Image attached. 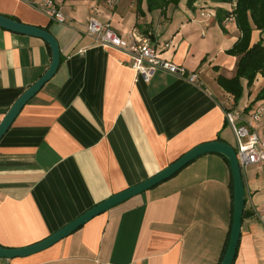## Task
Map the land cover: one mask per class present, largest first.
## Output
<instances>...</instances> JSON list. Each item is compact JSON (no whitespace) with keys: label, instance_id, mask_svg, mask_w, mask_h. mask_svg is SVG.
<instances>
[{"label":"crops","instance_id":"1","mask_svg":"<svg viewBox=\"0 0 264 264\" xmlns=\"http://www.w3.org/2000/svg\"><path fill=\"white\" fill-rule=\"evenodd\" d=\"M37 1L0 0L1 15L49 30L61 48L57 72L0 140V245L6 248L46 239L201 144L231 145L225 107L234 97L218 79L236 74L232 51L241 32L232 15L221 24L217 10L231 13L236 0H226V8L222 0H198L192 7L172 0L152 10L147 0L114 6L107 0H54L64 23L36 8ZM92 20L110 23L122 38L134 31L149 37L164 60L186 75L197 74L198 81L164 70L149 83L136 80L128 55L96 44L88 32ZM263 35L253 30L251 46ZM51 63L46 41L0 27V124ZM242 84L235 107L248 113L264 101H256L264 77L258 75L251 87L245 79ZM261 123L255 126L260 135ZM245 172L246 204L233 264H264V224L255 217L263 209L264 174L258 165ZM233 214L230 164L208 153L52 247L0 263L221 264Z\"/></svg>","mask_w":264,"mask_h":264},{"label":"water","instance_id":"2","mask_svg":"<svg viewBox=\"0 0 264 264\" xmlns=\"http://www.w3.org/2000/svg\"><path fill=\"white\" fill-rule=\"evenodd\" d=\"M0 27L19 34L41 38L49 44L52 51V63L48 71L36 83L30 86L23 93V95L15 102V104L11 107V109L5 116L4 120L1 122V140L15 121L22 108L43 88L45 83H47L57 72L61 63V48L57 38L49 30L24 24L1 14ZM208 153H218L223 155L230 164L233 176V224L229 243L223 260L221 262V264H233L237 255L238 246L241 238L242 222L246 204V188L243 171L240 167V162L236 149L232 145L223 141L207 142L193 148L161 172L157 173L146 181L132 186L122 192H119L111 196L104 202L97 204L96 206L92 207L87 212H85L84 214H82L60 230L56 231L46 239L36 244L20 248H6L0 245V259L12 260L16 258H25L52 247L56 243L60 242L64 238L77 231L79 228H81L87 222L92 220L94 217L107 212L111 208L119 205L120 203L132 197L140 195L154 188L160 183L176 175L184 167H186L189 163H191L198 157Z\"/></svg>","mask_w":264,"mask_h":264},{"label":"built area","instance_id":"3","mask_svg":"<svg viewBox=\"0 0 264 264\" xmlns=\"http://www.w3.org/2000/svg\"><path fill=\"white\" fill-rule=\"evenodd\" d=\"M118 1L107 0V3L114 6ZM33 5L59 23L66 21L65 15L54 0H39ZM234 6L236 5L234 4ZM88 32L93 36L96 44L128 55L131 59V67L136 72V80L149 83L156 71L164 70L186 78L192 83L198 81L197 74L186 75L184 69L164 60L150 38L138 31L130 33L128 38H122L113 30L110 23L101 24L92 20L88 26ZM246 109L235 107V101H232L229 107H225L226 121L233 130L237 141L236 152L242 171L248 166L258 165L264 174V133L260 135L255 128L262 121L264 101L248 113ZM255 217L264 224V201L262 211L257 212Z\"/></svg>","mask_w":264,"mask_h":264},{"label":"trees","instance_id":"4","mask_svg":"<svg viewBox=\"0 0 264 264\" xmlns=\"http://www.w3.org/2000/svg\"><path fill=\"white\" fill-rule=\"evenodd\" d=\"M172 0H147L149 9H159L167 6ZM198 0H188L187 4L192 7ZM224 1V0H222ZM222 24L226 17L233 16L236 25L241 32L232 53L238 58L236 74L233 78L220 76V85L234 97L235 105L239 103L244 94L242 79L248 81L251 87L258 75L264 77V45L262 41L251 46L253 30L264 32V0H236V6L232 12L217 10ZM13 20H19L9 17ZM48 44V43H47ZM49 45V44H48ZM264 100V87L258 93L256 101Z\"/></svg>","mask_w":264,"mask_h":264},{"label":"rangeland","instance_id":"5","mask_svg":"<svg viewBox=\"0 0 264 264\" xmlns=\"http://www.w3.org/2000/svg\"><path fill=\"white\" fill-rule=\"evenodd\" d=\"M179 1H182V3H183V2H186V1H188V0H179ZM200 1H205V0H200ZM207 1H208V0H207ZM209 1H211V0H209ZM212 1H214V2H218L217 0H212ZM218 3H219V2H218ZM220 4H221L224 8H226V6H228L226 0H224V1H220ZM227 9H228V8H227ZM262 44L264 45V35H263V41H262ZM261 126L264 127V113H263V116H262V123H261ZM225 134H226V137H228V138L230 139V143H231V145L236 149V148H237V142H236V139H235V137H234V135H233V132H232V130H231L230 127H228V128L226 129ZM245 169H246V168H245ZM245 169H243V174H244V172H245ZM248 169H249V168H248ZM248 169H247L246 172L250 173L249 171H251V170L248 171ZM246 172H245V173H246ZM0 264H1V263H0Z\"/></svg>","mask_w":264,"mask_h":264}]
</instances>
